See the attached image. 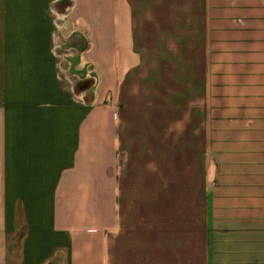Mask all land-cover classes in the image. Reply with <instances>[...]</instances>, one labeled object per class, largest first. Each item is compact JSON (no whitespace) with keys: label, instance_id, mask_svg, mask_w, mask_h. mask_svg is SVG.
<instances>
[{"label":"crops","instance_id":"0c3cea01","mask_svg":"<svg viewBox=\"0 0 264 264\" xmlns=\"http://www.w3.org/2000/svg\"><path fill=\"white\" fill-rule=\"evenodd\" d=\"M0 264H264V0H0Z\"/></svg>","mask_w":264,"mask_h":264}]
</instances>
